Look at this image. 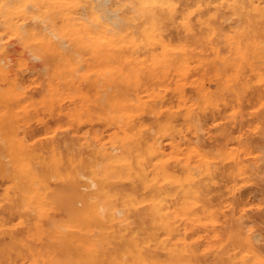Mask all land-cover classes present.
<instances>
[{
  "label": "rangeland",
  "instance_id": "obj_1",
  "mask_svg": "<svg viewBox=\"0 0 264 264\" xmlns=\"http://www.w3.org/2000/svg\"><path fill=\"white\" fill-rule=\"evenodd\" d=\"M10 1L7 3V5H5L3 4V0H0V264H88L87 262H89L90 260H92L94 264H97V262L98 264H133V262H137L135 257H137L136 254L138 253H135L133 258H126L124 260L118 258V256L115 255L116 251L115 247H113L114 245H111L114 243L113 241H111V244L110 241L107 243L108 240L99 243L100 245L103 244L104 248H106L104 249L103 247H101L103 248V250H107V252H105L106 255L103 253L104 251H101L102 249L100 250V253L104 255H102V257H100L98 253L96 256L93 253L95 251L93 245L97 247V243L94 244V242H96V239L98 240V237H96L98 235H95V233H99V228L96 227L97 225H95V220L91 219V217L93 218V215H91L89 219V213L92 212L95 206L90 209L87 208L91 207V205L93 204L91 201L94 199H99V205L103 204L104 202H102V197L100 195L97 196V194L90 193L95 189L93 185L83 187L82 182H90L93 178V174L91 171H95L97 169L100 176L108 178L109 182H107V180L105 179L107 182L106 189H110V192H108L107 190V194H111L112 197H110L111 195L108 196L107 200L110 202L111 206L115 208L117 207L116 204L113 205L111 202V199L114 197L112 201H114V203L118 201L117 205L122 208L121 203L123 200L126 201L127 197L126 203L128 202V205L125 204L124 206V214H121L119 213L120 211L118 212L116 210H119L118 207L114 209L116 210V213H119V216L120 214L121 217L123 215L124 219L128 217L129 223L130 221L133 223H130L131 226H136L135 224L140 221L139 218L141 219L140 216L144 215L146 217L147 211V216H151H149L148 218H153V211L155 210V207L160 209L162 208L161 211L165 214L172 210L170 214H167L172 220L169 233H174L172 235H178L179 238L182 232V235L186 234L183 237L185 239L187 238V247L185 248V246H183L186 243H181L183 242V240H178L181 242H176L175 244L174 242L177 240L174 239L175 241H172L173 239H171V234L169 233V236L164 238L163 235L165 236L167 234H163L166 232V229H161L153 223H148V226L147 221L146 225L148 226V228L151 227L150 231L152 228L154 229L153 225L155 226V228H158V232L157 230L155 231V229L153 231L155 232L154 234L156 239L158 241L159 239H162L160 241L163 242L164 240L165 243V247H156L160 250L162 248L161 251H164L165 254L160 251H156L157 249L154 250L156 251V254L157 252H160L157 255L153 253L154 251H151L152 254H155L156 258L159 260L157 264H173L172 262H174V264H179V262L180 264H198L197 260L198 262L201 260L199 264H235V262L237 264V262L239 263V261L242 262V264H251L253 261H255V257L253 258V252L250 249H254V254L255 252H257L258 254L260 252V255L262 254V257L260 256V258L258 257L259 259H257L258 261L256 260V264H264V42L260 44V42L262 41L259 39L262 36L263 40L264 35V0H247L245 3L243 2L245 6L247 3H249L247 4L248 7H244L243 3V5L239 4L238 2H236L237 0H168L169 2H172L171 6L176 10L178 18H176L175 22L173 23H171V21L169 20L164 19L165 26L161 28V31L164 34V39L168 41V50L172 49L171 52H173V50L178 51L177 46L184 47L185 54L188 57L187 59H189V61L187 60V66H185L186 72L183 76L186 77L187 75V77L183 78V81H181L182 77L180 79L179 74H177L178 71L175 70L174 67H170V69L168 67V71L163 68L160 71L159 68V72L161 74L158 71H156L155 73H152L150 71L153 62H151L149 56L151 55V59L153 60L152 55H154L155 52H160L163 48H160L162 47L161 45H148L147 43H145V41L141 44H143L146 49H144L143 45L142 47L141 45L139 47V54L145 52V56L143 54V56L140 54L141 59L138 58L139 56H137V59H140L139 61L143 59L141 62H138L137 65L138 70L140 68V71L138 72L139 74L137 76L132 75L131 77L130 74H126L129 73L125 71L126 67L123 68V70L125 69L124 71L122 70L121 67L126 66V63L118 57V55L121 53V49H118L116 47L114 48L113 44L117 41L114 40L115 42L112 43L110 40L111 35H109V33H114L115 31H117L116 29H118L119 31L120 28L118 27H120V25L123 26V24H120L117 27L115 26L117 25L116 22H121L119 21L118 17L121 16V19L122 17H126L131 14H135V16H137V14L139 13L138 10L140 9V6L138 4L139 0H134L133 2L132 0H76V2L75 0H45L46 2L44 0H41L42 2L40 0H14V2L13 0ZM77 1L79 3H77ZM47 3H49L51 6ZM257 3H259L258 6H256ZM125 4L127 5V7ZM92 6L96 7V10L95 8L92 9ZM46 8L49 11L46 10ZM98 8H100L99 11L97 10ZM6 9L7 11H5ZM241 9L251 11H244L243 13V10ZM64 10H66L65 13H63ZM30 12L33 14H31ZM66 12L68 14H66ZM123 12H126V14H124ZM4 13L7 15L5 16ZM49 13L52 15H50ZM74 13H78L79 16L81 15L80 17H82L83 15L82 18L79 17L80 20L83 21L84 24L89 25V27L94 24L93 27L95 29L91 27L89 28L90 30L87 31V27L85 30L82 22L80 21L79 23V18H77L78 16L76 17ZM242 13L245 14V16L242 15ZM249 13L252 14V16L250 15L251 18H253L252 22H250V20L248 19L250 18ZM114 14H116V17H118L116 18ZM96 15H98L97 18L100 19L99 22L95 21L98 20L97 18H94L96 17ZM254 15H256V18L254 17ZM48 16L52 17L49 19ZM246 16H248V18ZM44 17H46L47 19H44ZM84 17L86 21L84 20ZM101 17L104 18L102 19ZM74 18L80 24V26H77L83 32L86 31V34L84 33L83 35L81 33L82 31H79L78 27L71 25L72 23H74ZM87 18L89 21L87 20ZM242 18H244V20H242ZM68 19L73 22H69L70 20L68 21ZM115 19H117L118 21H116ZM136 19L137 21L135 20L134 22H139V18ZM91 20L93 21V23ZM103 20L105 22H103ZM181 20H183V23L188 22L190 26L192 25L191 29L186 30V28L183 26V23L180 22ZM42 21L45 23H42ZM257 21H260L262 24H258ZM55 22H58V24ZM109 22L112 24H110ZM11 23L12 25H10ZM67 23L70 24L68 25ZM75 23L78 24L77 22ZM97 23H101V25H104L102 23H106L107 25H105L107 27L109 25L111 28H103L106 31L105 32L101 28L102 26L100 27V25H98ZM129 23H131L130 25H134L133 22ZM240 23H243L245 25L242 24L243 26H241ZM251 23H253L252 26L254 27H257L258 25L259 31L256 28L255 29L260 33H257L256 30L252 26H250ZM21 24L23 25V28ZM66 24L68 25V27L66 26ZM112 25L115 27V29ZM19 26H21V29ZM47 26L48 28L45 29V27ZM127 26L128 25H125V27ZM247 26L249 27V29ZM41 28L44 29L46 33L44 31H39ZM26 29H28L29 32ZM25 30L26 33L24 32ZM92 30H94V32ZM49 31L50 34H48ZM89 31H91V34L89 33ZM134 31H136V36L139 35L137 30ZM21 32H23L24 34H22ZM39 32L40 35L38 34ZM41 32H43L44 34ZM124 32V35H126L127 30H125ZM239 33L241 36L239 35ZM51 34H54L55 36H52ZM89 34L92 37H90ZM93 34L95 36H93ZM105 34H107L108 36ZM116 34L118 33L116 32ZM121 34L119 33V35ZM259 34L261 36H259ZM85 35L87 36L86 38ZM227 35H229V38L232 39L235 45H232L233 42H229V39H227ZM121 36H123V34ZM235 37H237L236 39L239 40V42L242 40L244 42H242L243 45H239V42L238 44H236L237 42L235 40ZM247 37L248 43L250 42L249 38L252 40L254 39V42L251 40V44L249 43L250 47L247 46L248 43L245 42L246 39H243ZM90 38L92 40H90ZM224 38L227 39L228 42L227 40L225 41ZM61 45H63L62 48L60 47ZM147 45L148 47H146ZM253 45L254 47L257 46L255 47L256 49L253 47ZM174 46L176 47L174 48ZM231 46H238L240 49L237 51L236 49L238 48L236 47H232L231 49H229L228 47ZM31 47L34 49L35 53ZM103 47H105L103 51H109L107 53L108 56L105 57V59H103V57H98L99 53H97V50H99L100 48L102 49ZM170 47H173L174 49ZM150 48H152L154 52ZM232 49L233 52L236 51L239 53L240 51L238 55L241 57H237L238 60L236 58V52L234 54L236 56L231 54L233 53L231 51ZM245 49H247L250 54L255 57L252 60L259 59L262 60L261 63H263L261 64L260 62H258L259 60H255V62L250 60L253 56H250L249 54V59L247 60V54H245V51L247 50ZM242 50L246 55L245 56L243 54L244 58L246 57L245 59L241 54ZM44 51H46L47 55ZM255 51H257V53ZM65 53L67 56L64 55ZM190 54H193V57ZM256 54H258V58H256ZM219 55L221 58L218 57ZM225 55L230 56H226L225 60ZM68 56L70 58V61ZM91 59L93 63L90 61ZM223 59L228 64H226ZM240 59L241 61L245 60L243 61L244 63L242 62L243 64L241 63ZM220 61L222 62L219 63ZM200 62H202L203 64ZM214 62L217 63L215 64ZM70 63L72 65H70ZM76 63L79 68L76 67ZM223 63H225V65H222L221 68H218V64L221 65ZM181 64L182 63H180V66L183 65ZM204 64L208 65L206 66ZM4 65L5 67H3ZM113 65L115 66L114 68L111 67ZM111 68L113 70H111ZM208 68L210 71L208 70ZM217 68L219 72L216 70ZM5 69H7L6 72ZM120 71L121 75L118 74L120 75V77L118 79L114 78V80H116L115 82L112 81V77L117 75V73H119ZM5 77L8 78L5 79ZM260 77L262 78L260 79ZM59 78L60 80H58ZM214 79H216L215 81H217L218 79L219 80L215 83ZM14 81L16 83H14ZM117 81H119V83ZM121 81L122 83H120ZM51 83L54 86H52ZM127 84L129 85L127 86ZM226 85H228L229 87ZM203 86L204 88H202ZM233 89L235 92L233 91ZM62 90H64L65 92ZM129 90L130 93L128 92ZM108 91H110V95H108ZM56 93L58 95H56ZM123 93L125 94L124 97L128 99L132 98L126 106V109H128L127 111H129V109L130 111L132 110V115L129 114V118L125 117V111H121L122 114L120 112H117V114L120 113L117 115L115 110H112L115 106V103H117L113 98H115L116 96H123ZM130 94L134 95L132 96ZM205 95L209 97H206ZM202 98L204 100L200 102ZM113 100L115 101V103L113 102ZM132 100H134L135 102H133ZM112 103H114V105ZM130 103L132 105H130ZM130 106L132 109L130 108ZM189 111L192 114H189ZM123 115L125 118L123 117ZM126 118H128L129 120L127 119L128 121H126ZM189 120L190 122H188ZM132 125L134 129H132ZM125 127L127 129L130 128L129 130L132 131L133 134L143 133V136L145 134V136H147V134L151 133L152 136H158V142L160 144L158 145L160 149H162L160 150V155L162 156L159 155L158 159L162 157V160L164 161L160 159V163H158L159 161L157 160L158 162H156V159H154L155 161L150 160L149 158L144 159V162L145 160H147V165L146 162L144 163V165L147 169H145V172L149 179V181L147 179L149 183L146 181L145 183H143L139 179L138 173L140 172V169L138 170L139 172H136V170H134V167L131 168V171L133 173L132 175H130L133 176L134 174L136 176V174H138L136 176L137 182L134 181L135 176H133L134 179L131 178L130 175L128 176L129 178L133 179V181L131 179H129L131 181L126 180L127 178L125 176L124 177L126 179L122 178L120 179V181L119 179H116L118 177L106 176L105 172H102L106 169L110 170L111 166H109V164L107 163L108 160L107 162L106 160L101 161V159H103V156L100 155L98 149H101L103 147V149L106 148L107 150H111L112 147L118 146L116 147V149L119 150V152L121 151L123 152V154H126V148H122L125 146L119 143L121 142L120 138L124 137L123 135H125V133L130 132L129 130L126 131ZM140 129L143 130L141 131ZM173 129L174 131H172ZM175 129L178 131V133ZM151 130H153L154 132ZM111 141H113V143L118 141L116 142L118 143V145H114L116 143L113 144ZM142 146H139V149ZM88 148L90 151H88ZM132 148L135 154L138 153L137 150L139 149H137L136 145ZM197 148L199 149V153L197 152ZM116 149L115 151L118 152ZM133 152L132 154L134 155ZM182 152H184L183 154H185V156H183ZM195 152L198 153V156ZM88 153H91L90 158L88 157ZM174 153H177L178 155ZM87 158L89 159L86 161ZM129 158L130 157H128V159ZM81 159L82 161L80 162ZM185 160L188 161L186 162ZM200 162L203 163L201 164ZM210 163L212 166L210 165ZM96 165H98V167H95ZM206 165L209 168L210 174L202 175V172L204 171L203 169ZM134 166H137V168H139L138 164H135ZM153 166H157L158 169H156V167L154 168ZM92 167L97 169H92ZM195 167L196 170L199 169L196 173L198 177L194 174L196 171H193L195 170ZM12 168H14L15 170ZM163 168H167L168 171L166 170V173L168 175L164 174L166 175L165 177L167 179L165 177L164 178L166 180L162 178V184V181L159 177L163 173ZM235 169L237 170V174ZM76 172L79 174V176ZM153 173L160 176L156 177V175H154ZM191 173H193V176L197 177H195L196 179L195 181H193V183L197 182L195 184L191 183V180H188V175ZM170 175H178L180 178H178V176L171 177ZM153 176L156 177V179ZM167 176L170 177L168 178ZM79 177L81 178L79 179ZM77 180L79 182H77ZM198 180L201 182H198ZM110 181L112 182L111 185L113 186L108 185V183L110 184ZM164 186V192H169L170 190L169 193H171V195H169L171 197L166 196L167 193L166 195H162L164 194ZM172 186L173 189L171 188ZM112 187L114 189V193L113 190H111ZM122 188L124 190H122ZM135 188L140 189L136 192L134 191ZM150 189H152L153 191H151ZM176 189H179L177 190L179 192H177ZM130 190L133 194H138L139 192L138 195L140 197L136 194L137 198L143 199L144 197L145 201L143 202L149 204V208L148 205H146L145 207L146 203L144 204L141 200H138L139 203L141 202L140 204L137 203V199L135 198L136 200H134L133 194H131V196H129L128 198L126 194L129 195ZM143 190L146 191L144 192ZM158 190H161L160 192L162 193L160 194ZM180 190H182V192ZM184 190L186 192L189 190V193H185ZM183 191L185 194V199H183ZM141 192L145 196L141 194ZM84 194H88L92 198ZM118 194L119 196H117ZM79 195L80 197H83V195L85 196L83 197L84 199H82L83 201L79 198ZM196 195H198V197L197 199H194ZM189 196L191 197V199ZM117 197H119V199ZM145 198L148 200H146ZM156 198L157 200H155ZM163 199L164 201H159ZM87 200L91 202V205L89 204L90 206L88 205V207L86 205L84 206L83 204L84 202H87ZM133 200L134 202H136V206H134L135 204H132L134 203ZM184 200L185 202L187 201V204L190 200H192L190 202H194L192 203V205L194 204L193 206H191V203H189V207H193L191 208L192 215L190 214V211H187L189 208H186L187 204L184 207L183 205H180L178 203L176 204V202L179 201H181V204H184ZM197 200L198 202L200 200V206L196 205L198 204L196 202ZM125 201L123 202L125 203ZM89 202L85 204H88ZM154 202L155 204H153ZM201 202L203 205H201ZM79 204H81L82 207ZM104 204L102 206H104ZM164 207H166V209ZM203 207L205 208L204 211L202 210ZM140 208H143V211ZM145 208H148V210ZM82 209L86 210V212L82 211ZM168 209L170 210L167 212ZM134 212L139 214L135 215ZM143 212L146 214H143ZM205 212H209V216H213L212 222L210 219L211 217L207 216L208 214H206ZM129 216L131 218H129ZM81 217L84 219H82ZM132 217H134L133 219L136 222L132 220ZM144 219L148 220L147 218L142 217V220L140 221L142 224L137 223L139 226L141 225L140 227H143L139 228V226L137 225V228L139 230L137 228H133L134 231H138L140 234L144 233V228L147 229V227L144 226V222L146 221ZM176 219L178 220V223ZM88 220H90V224L94 225L95 228L89 225ZM86 221L88 222L86 223ZM93 221L95 224L93 223ZM150 222H152V219L150 220ZM80 223L81 225H79ZM173 228L174 231L172 232ZM181 228L183 229V231ZM129 229L132 228L128 227L126 230ZM147 231L148 233L150 232L149 229ZM147 231H145V233ZM161 231H163V233H161ZM153 232L151 231L150 233L153 234ZM128 233L129 231L125 232L124 239H127ZM158 233L163 234L161 235L162 237L160 236V234L157 235ZM157 236L159 238H157ZM166 238H170V240H167ZM172 238H174V236ZM241 239H243V246H249L248 248H250V253H252V255L249 253L251 257L247 253L249 250L246 251L247 247H242V243H240ZM250 240L252 241V243ZM188 241L190 242L188 243ZM213 241H216L218 243H212ZM169 242H173V245L175 244L174 247H177L176 252H174L175 249H173L174 247H171L173 245ZM221 242L223 245L219 244ZM87 243L91 245V248H89L90 246H88ZM166 243L170 244L171 246ZM177 243L180 244V247L182 246L184 250L186 249V252H189V258L184 256L186 253L182 252L183 255L180 254V251H183V248L179 247L181 250L178 249L179 245H177ZM83 244L85 245L83 246ZM107 245H111V247L109 248H112V250L114 248V251H109ZM221 245L224 249H220L222 247H217ZM66 246L68 249L64 248ZM193 246L194 248H192ZM216 247L218 248V250ZM232 248H234L235 250ZM150 249L153 250L154 248L150 247ZM168 249H170V252L168 251ZM171 249L174 250L173 252L177 255L176 259L178 262H175V257H172L174 258V261H170L168 255H170V253L172 252ZM191 251L193 252L191 255L192 260L190 259ZM222 251L225 253L227 252L226 254L228 256L225 255V253L222 254ZM238 251L240 252L238 253ZM149 252H147V254ZM173 252L171 253V256L174 255ZM242 253L244 256L242 255ZM85 254H88V257L85 256ZM245 254L248 255L249 258L246 257ZM215 255L216 257L218 255V257L224 261L218 259V257L216 258ZM105 256L108 257V259L106 257L107 260H104ZM146 256L148 257L146 258L147 261L150 256L145 255L143 256V258L145 259ZM236 256H241V258L238 259ZM183 257L188 258V262L186 261L187 259L185 260ZM210 257L212 258L210 259ZM244 257L246 259H244ZM143 258L141 259L143 260ZM102 259L105 263H102ZM139 259L140 258H138V260ZM216 259H218L219 261H215ZM229 259L233 262H230ZM247 259L250 260L248 261ZM260 260H262L263 262H261ZM146 261L144 262V264H147ZM182 261L187 263H183ZM150 262L152 263V261ZM137 263L141 264L142 262L138 261ZM89 264H91V262H89Z\"/></svg>",
  "mask_w": 264,
  "mask_h": 264
},
{
  "label": "bare ground",
  "instance_id": "obj_2",
  "mask_svg": "<svg viewBox=\"0 0 264 264\" xmlns=\"http://www.w3.org/2000/svg\"><path fill=\"white\" fill-rule=\"evenodd\" d=\"M10 0H3V4H5V5H7V3L9 2ZM41 1V0H40ZM45 1V0H44ZM48 1V0H47ZM72 1V0H71ZM79 1V0H78ZM77 1V3H79ZM82 1V0H81ZM93 1V0H92ZM102 1V0H101ZM134 0H132V2H133ZM170 1V0H169ZM168 0H139V10H138V14H137V16H135V14L133 15V14H131V15H128V16H124V17H122L121 19H120V17H118L119 18V21H121V22H126L125 23V25H128L127 27H125V25H124V23H121V22H116V24L117 25H115L116 27L117 26H119L120 24H123V26L122 25H120V27H118V28H120L119 29V31H118V29H116L117 31H115L113 34L112 33H109V35H111L110 36V40H111V42L113 43V42H115L114 40H116L117 42H115L114 44H113V46H114V48L116 47V48H118V49H121V53L118 55V57L119 58H121L125 63H126V66H122L121 68H122V70H123V68L124 67H126V72H129V73H126V74H130L131 75V77H132V75H134V76H137L139 73V71H140V68H139V70H138V68H137V65H138V62H141V61H139L141 58H140V54L142 55H144L145 56V52H143V53H140L139 54V47H140V45H141V47H142V45L143 44H141L142 42H144L145 41V43H147L148 45H153V44H155L154 46H156V45H161L162 47H160V48H163V49H161V51L160 52H155V54L153 53L154 52V50L152 49V48H150V49H152L153 50V54L154 55H152V58H153V60L151 59V55L149 56L150 57V60H151V62H153V64H152V67L150 68V71L152 72V73H155L156 71H158L159 72V68H160V71H161V69L163 68V69H165L166 71H168V67H169V69H170V67H174L175 68V70H177L176 72H177V74H179V76H180V79H181V77H182V80L181 81H183V78H186L187 77V75H186V77H183L184 75H185V72H186V69H185V66H187L186 65V63H187V60L189 61V59H187L188 57L186 56V54H185V50H184V47H182V46H177V49H178V51L176 50H173V52H171V50H168L167 49V47H168V41H166L165 39H164V34L162 33V31H161V28H163V26H165L164 25V19H166V20H169V21H171V23H173V22H175V20H176V18H178L177 17V13H176V10L171 6L172 5V2H169ZM172 1V0H171ZM236 1V0H235ZM247 0H240V1H236V2H238L239 4H242L243 2L245 3ZM249 1V0H248ZM11 2V1H10ZM13 2H14V0H13ZM42 2V1H41ZM46 2V1H45ZM59 2V1H58ZM75 2H76V0H75ZM88 2V1H87ZM254 2V1H253ZM16 3V2H15ZM15 3H14V5H15ZM38 3H39V1H38ZM64 3H65V1H64ZM102 3V2H101ZM231 3V2H230ZM229 3V4H230ZM243 3V4H244ZM251 3H252V1H251ZM250 3V4H251ZM11 4V3H10ZM48 5H50L49 3H47ZM46 4V5H47ZM82 4H84V3H82ZM89 4V3H88ZM87 4V5H88ZM134 4V3H133ZM137 4V5H138ZM197 4V3H196ZM242 4V5H243ZM247 4H249V3H247ZM246 4V6H245V4L243 5L244 7H248V5ZM255 4V3H254ZM253 4V5H254ZM13 5V4H12ZM13 5V6H14ZM100 5V4H99ZM107 5V4H106ZM126 5V4H125ZM259 5V3H257V5L256 6H258ZM11 6V5H10ZM45 6V5H44ZM51 6V5H50ZM78 6V5H77ZM96 6V5H95ZM136 6V5H135ZM3 7H5V6H3ZM97 7V6H96ZM96 7H93L92 6V9H94L95 8V10H96ZM126 7H127V5H126ZM243 7V8H244ZM250 7H251V5H250ZM249 7V8H250ZM22 8V7H21ZM58 8V7H57ZM226 8V7H225ZM248 8V9H249ZM256 8V7H255ZM254 8V9H255ZM264 8V7H263ZM4 9V8H3ZM23 9V8H22ZM91 9V8H90ZM99 9L100 8H98L97 10L99 11ZM123 9H125V8H123ZM128 9V8H127ZM258 9H259V7H258ZM12 10V9H11ZM19 10V9H18ZM46 10H48L47 8H46ZM122 10V9H121ZM132 10V9H131ZM228 10V9H227ZM241 10H243V9H241ZM5 11H7V9L5 10ZM31 11H33V10H31ZM49 11V10H48ZM51 11V10H50ZM65 11L66 10H64L63 11V13H65ZM76 11V10H75ZM85 11H87V10H85ZM97 11V12H98ZM120 11V10H119ZM244 11H246L245 9L242 11L243 13H244ZM248 11H251V10H247L246 12H248ZM16 12V11H15ZM44 12V11H43ZM59 12H61V11H59ZM69 12V11H68ZM117 12V11H116ZM115 12V13H116ZM221 12V11H220ZM235 12V11H234ZM245 12V13H246ZM7 13V12H6ZM13 13V12H12ZM28 13V12H27ZM31 13V12H30ZM29 13V14H30ZM72 13V12H71ZM91 13H93V12H91ZM100 13V12H99ZM124 13V12H123ZM127 13H128V10H127ZM242 13V15H244L245 16V14H243ZM5 14V13H4ZM31 14H33V13H31ZM47 14H48V12H47ZM50 14V13H49ZM61 14V13H60ZM66 14H68L67 12H66ZM73 14V13H72ZM75 14V13H74ZM76 14H78V13H76ZM75 14V16L77 17V18H79L80 16H79V14L78 15H76ZM81 14V13H80ZM88 14H90V13H88ZM112 14H113V12H112ZM117 14V13H116ZM116 14H114V16L116 17ZM121 14V13H120ZM124 14H126V12L124 13ZM7 14H5V16H6ZM11 15V14H10ZM41 15H42V12H41ZM50 15H52V14H50ZM70 15V14H69ZM101 15V14H100ZM122 15V14H121ZM236 15V14H235ZM252 16V14H250L249 13V16ZM257 15V14H256ZM256 15H254V17L256 16ZM20 16V15H19ZM19 16H18V18H19ZM32 16V15H31ZM46 16V15H45ZM56 16V15H55ZM110 16V15H109ZM108 16V17H109ZM196 16V15H195ZM251 16H250V18H248V16H246L249 20H250V22H252V19L253 18H251ZM49 17V16H48ZM52 16H50L49 17V19L51 18ZM54 17V16H53ZM73 17H74V15H73ZM75 17V18H76ZM82 17H83V15H82ZM82 17H80V18H82ZM86 17H87V15H86ZM91 17V16H90ZM98 17V15H96V17H94V18H97ZM116 17V18H117ZM41 18H42V16H41ZM46 17H44V19H45ZM75 18H74V23L75 22H77L78 23V21H79V23H80V18H79V20L78 21H76L75 20ZM102 18V17H101ZM104 18V17H103ZM102 18V19H103ZM107 18V17H106ZM123 18H124V20H123ZM136 18H139V22H134L135 20L137 21V19ZM256 18V17H255ZM21 19H24V18H21ZM20 19V20H21ZM32 19V18H31ZM47 19V18H46ZM48 19V20H49ZM55 19V18H54ZM53 19V20H54ZM98 19V18H97ZM109 19V18H108ZM41 20H43V19H41ZM70 19H68V21H69ZM84 20H85V17H84ZM87 20H88V18H87ZM93 20V19H92ZM91 20V21H92ZM99 20L100 19H98V20H95L96 22L98 21L99 22ZM116 21H118L117 19H115ZM123 20V21H122ZM216 20H217V17H216ZM242 20H244V18H242ZM246 20V19H245ZM249 20H248V22H249ZM264 20V19H263ZM18 21V20H17ZM61 21V20H60ZM73 21H69V22H73ZM86 21V20H85ZM89 21V20H88ZM102 21V20H101ZM112 21V20H111ZM110 21V22H111ZM47 22H49V21H47ZM47 22H46V24H47ZM82 22V24H83V27L85 28V30H86V28H87V31L88 30H90L89 28H91V27H93V25L91 26V27H89V25H87V24H84L83 23V21H81ZM103 22H105L104 20H103ZM109 22V23H110ZM129 22H133L134 23V25H130L131 23H129ZM181 23H183V20H181L180 21ZM243 22V21H242ZM256 22V21H255ZM42 23H45V22H43L42 21ZM52 23V22H51ZM55 23H57L58 24V22H55ZM61 23V22H60ZM66 23V22H65ZM65 23H63V24H65ZM74 23H72L71 25H73V26H75V27H78V26H80V24L78 23V24H74ZM89 23V22H88ZM92 23H93V21H92ZM108 23V24H109ZM114 23V22H113ZM129 23V24H128ZM214 23H215V21H214ZM246 23H247V21H246ZM257 23L259 24V23H261L260 21L258 22L257 21ZM8 24V23H7ZM45 24V25H46ZM53 24V23H52ZM68 24V23H67ZM66 24V26L68 27V25L70 24H68L67 25ZM81 24V25H82ZM98 25H100V27L103 29V28H106L107 26V24L106 23H102V24H106L105 25V27H104V25H101V23L99 24V23H97ZM110 24H112V23H110ZM177 24V23H176ZM212 24V23H211ZM241 24V26H243V25H245V24H243V23H240ZM243 24V25H242ZM252 24L253 23H251V25L250 26H252ZM262 24V23H261ZM264 24V23H263ZM10 25H12V23L10 24ZM22 25V24H21ZM42 25V24H41ZM49 25V24H48ZM78 25V26H77ZM114 25V24H113ZM112 25V26H113ZM249 25V24H248ZM65 26V25H64ZM183 26L186 28V30H190L191 29V26H190V24L188 23V22H184L183 23ZM239 26V25H238ZM20 27V29H21V26H19ZM18 27V28H19ZM41 27V26H40ZM58 27H59V25H58ZM60 27H61V25H60ZM66 27V28H67ZM110 26L108 25V27H107V29L109 28ZM114 27V26H113ZM112 27V28H113ZM135 27V28H134ZM248 27V26H247ZM247 27H244V28H247ZM254 29L256 28L257 30H258V25H257V27H254V26H252ZM22 28H23V25H22ZM46 28H48V26L47 27H45V29ZM54 28V27H53ZM79 28V27H78ZM94 28V27H93ZM111 28V27H110ZM123 28V29H122ZM127 28V29H126ZM133 28V29H132ZM241 28V27H240ZM239 28V29H240ZM260 28V27H259ZM6 29V28H5ZM16 29H17V27H16ZM57 29V28H56ZM69 29V28H68ZM77 29V28H76ZM95 29V28H94ZM114 29H115V27H114ZM127 30V32H126V35H124V31L125 30ZM210 29V28H209ZM248 29H249V27H248ZM255 29V30H256ZM11 30V29H10ZM28 32H29V30L28 29H26ZM26 30L24 31L25 33H26ZM60 30V29H59ZM78 30V29H77ZM76 30V31H77ZM81 29L79 28V31H80ZM84 30V29H83ZM104 30V29H103ZM134 30H137V32H138V34L140 35H137L136 36V31H134ZM251 30V29H250ZM255 30H254V32H255ZM257 30H256V32H257ZM23 31V30H22ZM33 31V30H32ZM39 31H44L45 33H46V31L44 30V29H40ZM50 31H51V29H50ZM50 31H49V33L48 34H50ZM53 31H54V29H53ZM58 31V30H57ZM66 31H67V29H66ZM79 31H77V32H79ZM82 31V30H81ZM93 32H94V30H92ZM105 31V30H104ZM108 31V30H107ZM123 31V32H122ZM212 31V30H211ZM259 31V30H258ZM260 31H261V29H260ZM86 32V31H85ZM85 32H81L83 35H84V33ZM106 32V31H105ZM109 32V31H108ZM116 32L118 33V34H116ZM121 32H122V34H123V36H121L122 34H121ZM253 32V31H252ZM22 34H24L23 32H21ZM41 33H43V32H41ZM55 33V32H54ZM67 33V32H66ZM80 33V32H79ZM89 33L91 34V31H89ZM119 33L121 34V35H119ZM185 33V32H184ZM213 33V32H212ZM257 33H260V32H257ZM18 34V33H17ZM16 34V35H17ZM22 34H20V35H22ZM29 34V33H28ZM39 35H40V32L38 33ZM44 34V33H43ZM42 34V35H43ZM61 34V33H60ZM71 34V33H70ZM86 34V33H85ZM89 34V35H90ZM200 34V33H199ZM30 35H31V33H30ZM52 36H55L54 34H51ZM69 35V34H68ZM79 35H81V34H79ZM105 35H107V34H105ZM165 35H166V32H165ZM231 35V34H230ZM239 35H240V33H239ZM263 35V34H262ZM33 36V35H32ZM74 36V35H73ZM93 36H95L94 34H93ZM104 36V35H103ZM108 36V35H107ZM195 36V35H194ZM228 36V38L227 39H229V42H233L232 41V39H230L229 38V35H227ZM232 36V35H231ZM241 36V35H240ZM259 36H261L260 34H259ZM24 37H26V36H24ZM23 37V38H24ZM28 37V36H27ZM42 37V36H41ZM87 36L85 35V38H86ZM90 37H92L91 35H90ZM138 37V38H137ZM199 37V36H198ZM32 38V37H31ZM88 38H89V36H88ZM101 38V37H100ZM109 38V37H108ZM237 37H235V40H236V44H238V42H239V40H237L236 39ZM242 38V37H241ZM240 38V39H241ZM56 39V38H55ZM225 39V38H224ZM227 39H225V41L227 40ZM239 39V38H238ZM243 39H248V37L247 38H243ZM262 42H260V44H262L263 42H264V35H263V40H262V36H261V38H259ZM44 40V39H43ZM54 40V39H53ZM88 40V39H87ZM90 40H92L91 38H90ZM231 40V41H230ZM245 40V42H247L248 43V40L246 41ZM249 40H250V42H251V40L252 39H250L249 38ZM254 40V39H253ZM252 40V41H253ZM259 40V41H260ZM56 41V40H55ZM89 41V40H88ZM104 41V40H103ZM85 42V41H84ZM227 42H228V40H227ZM242 40L239 42V45H241L242 44ZM249 42V43H250ZM254 42V41H253ZM108 43V42H107ZM244 43V42H243ZM248 43V44H249ZM44 44V43H43ZM42 44V45H43ZM58 44H60V43H58ZM99 44V43H98ZM199 44V43H198ZM227 44V43H226ZM247 44V46H249L250 47V44L248 45ZM57 45V44H56ZM70 45V44H69ZM146 45V44H145ZM148 45L146 46V47H148ZM229 45V44H228ZM231 45V44H230ZM232 45H235L234 44V42L232 43ZM243 45V44H242ZM246 45V44H245ZM58 46V45H57ZM62 46L63 45H61L60 47L62 48ZM72 46V45H71ZM107 46H108V44H107ZM118 46V47H117ZM170 46V45H169ZM171 46H173V45H171ZM263 46H264V44H263ZM47 47V46H46ZM59 47V48H60ZM101 47V46H100ZM143 47H144V45H143ZM151 47V46H150ZM158 47V46H157ZM176 46H174V48H175ZM234 48V47H236V46H231V47H228L229 49H231V48ZM243 47V46H242ZM249 47H248V50H249ZM253 47H254V45H253ZM255 47H257V46H255ZM254 47V48H255ZM32 48V47H31ZM89 48V47H88ZM87 48V49H88ZM109 48V47H108ZM170 48H173V47H170ZM173 48V49H174ZM183 48V49H182ZM236 48H238V49H236ZM235 49H236V51L237 50H239L240 48L237 46ZM247 48V47H246ZM33 49V48H32ZM47 49V48H46ZM65 49V48H64ZM74 49V48H73ZM77 49H79V48H77ZM82 49V48H81ZM83 49H85V48H83ZM103 49H105V47H103L102 49L100 48L99 50H97V53H99V56L98 57H100V58H102L103 57V59H105V57H107L108 56V52L109 51H103ZM112 49V48H111ZM144 49H146L145 47H144ZM156 49V48H155ZM256 49V48H255ZM61 50V49H60ZM245 50H247V49H245ZM247 50V51H248ZM33 51H34V49H33ZM63 51H65V50H63ZM79 51V50H78ZM85 51V50H84ZM151 51V50H150ZM228 51V50H227ZM230 51V50H229ZM232 52H233V49L231 50ZM230 51V52H231ZM235 51V52H236ZM247 51H245V54H247V60L249 59V55L250 56H253V55H251L250 54V52L248 53ZM45 53H46V51H44ZM138 52V53H137ZM235 52H233V53H231V54H235ZM256 53H257V51H255ZM34 53H35V51H34ZM44 53V54H45ZM61 53V52H60ZM62 53H64V52H62ZM135 53H137V54H139V55H137V54H135ZM237 53V56L236 55H234V56H236V58L237 57H241V56H239L238 54L240 53V51H239V53L238 52H236ZM112 54H114V53H112ZM194 54V53H193ZM193 54H190V55H192V57H193ZM218 54V53H217ZM226 54H227V52H226ZM242 56H243V50H242ZM240 54V55H241ZM244 54V55H245ZM249 54V55H248ZM3 55V54H2ZM46 55H47V53H46ZM64 55H66V53L64 54ZM133 55H135V56H133ZM142 55V56H143ZM220 55H222V54H220ZM220 55L218 56V57H220ZM258 54H256V56H257ZM52 56V55H51ZM67 56V55H66ZM137 56H139L138 58H140L139 60L137 59ZM199 56V55H198ZM197 56V57H198ZM226 56L227 55H225L223 58L226 60ZM228 56H230V55H228ZM227 56V57H228ZM246 56V55H245ZM4 57V56H3ZM41 57V56H40ZM47 57V56H46ZM149 57H148V60H149ZM68 58H69V56H68ZM143 58V57H142ZM217 58V57H216ZM221 58V57H220ZM230 58V57H229ZM243 58H244V56H243ZM246 58V57H245ZM244 58V59H245ZM255 57L253 56V57H251V59L250 60H252V59H254ZM256 58H258V56L256 57ZM89 59V58H88ZM117 59V58H116ZM203 59V58H202ZM223 59V60H224ZM77 60V59H76ZM93 60H94V58H93ZM118 60V59H117ZM205 60H207V59H205ZM213 60V59H212ZM218 60V59H217ZM216 60V61H217ZM224 60V61H225ZM230 60V59H229ZM237 60H238V58H237ZM256 60V59H255ZM255 60H252V61H254L255 62ZM257 60H259V59H257ZM256 60V61H257ZM65 61V60H64ZM69 61H70V58H69ZM78 61V60H77ZM91 62H92V59L90 60ZM104 61V60H103ZM201 61V60H200ZM240 61H241V59H240ZM243 61H245V60H243ZM243 61H241V63L243 62ZM261 61L262 60H259L258 62H260L261 63ZM90 62V63H91ZM192 62V61H191ZM222 61H220L219 63H221ZM226 62V61H225ZM93 63V62H92ZM180 63H182L181 65L182 66H180ZM200 63H202V62H200ZM215 63V62H214ZM217 63V62H216ZM215 63V64H216ZM230 63V62H229ZM239 63V62H238ZM244 63V62H243ZM242 63V64H243ZM246 63V62H245ZM263 63V62H262ZM261 63V64H262ZM58 64V63H57ZM56 64V65H57ZM63 64V63H62ZM66 64H67V61H66ZM98 64V63H97ZM112 64V63H111ZM191 64V63H190ZM203 64V63H202ZM210 64V63H209ZM214 64V65H215ZM226 64H228L227 62H226ZM256 64V63H255ZM258 64V63H257ZM260 64V65H261ZM264 64V63H263ZM3 65V64H2ZM70 65H72L71 63H70ZM90 65V64H89ZM93 65V64H92ZM95 65V64H94ZM124 65V64H123ZM147 65V64H146ZM204 65H206V64H204ZM208 65V64H207ZM206 65V66H207ZM211 65V64H210ZM220 64H218V68H221V66L222 65H225V63H223V64H221L220 66H219ZM241 65V64H240ZM245 65V64H244ZM184 66V67H183ZM205 66V67H206ZM234 66V65H233ZM256 66V65H255ZM1 67V66H0ZM3 67H5V65L3 66ZM2 67V68H3ZM54 67V66H53ZM76 67H78L77 66V63H76ZM111 67H115L114 65L113 66H111ZM199 67V66H198ZM211 67H213V66H211ZM215 67V66H214ZM251 67H253V66H251ZM260 67V66H259ZM79 68V67H78ZM80 68H81V66H80ZM98 68V67H97ZM107 68V67H106ZM200 68V67H199ZM218 68L216 69L217 71H218ZM225 68V67H224ZM224 68H223V71H224ZM241 68V67H240ZM258 68V67H257ZM262 68V67H261ZM52 69V68H51ZM76 69V68H75ZM99 69H100V67H99ZM120 69V68H119ZM197 69V68H196ZM201 69V68H200ZM206 69V68H205ZM211 69V68H210ZM242 69V68H241ZM9 70V69H8ZM62 70V69H61ZM80 70V69H79ZM88 70V69H87ZM97 70V69H96ZM111 70H113L112 68H111ZM121 70V69H120ZM123 70V71H124ZM172 70H173V68H172ZM171 70V71H172ZM208 70H209V68H208ZM226 70V69H225ZM257 70V69H256ZM2 71V70H1ZM7 71V69H5V72ZM76 71V70H75ZM82 71V70H81ZM115 71V70H114ZM164 71V70H163ZM198 71V70H197ZM203 71V70H202ZM210 71V70H209ZM217 71H215V72H217ZM241 71V70H240ZM258 71V70H257ZM260 71V70H259ZM4 72V71H3ZM8 72H10V71H8ZM97 72V71H96ZM98 72H100V71H98ZM157 72V73H158ZM214 72V71H213ZM219 72V71H218ZM77 73H79V72H77ZM160 73V72H159ZM206 73H207V71H206ZM225 73V72H224ZM227 73V72H226ZM8 74V73H7ZM55 74V73H54ZM107 74V73H106ZM112 74H113V72H112ZM118 74H120L121 75V71L119 72V73H117V75H115L114 77H112L113 79H112V81H116V80H114V78L115 79H118L119 77H120V75H118ZM161 74V73H160ZM164 74V73H163ZM170 74V73H169ZM168 74V75H169ZM209 74V73H208ZM239 74V73H238ZM260 74V73H259ZM259 74H257V75H259ZM9 75V74H8ZM83 75V74H82ZM101 75V74H100ZM130 75H128V76H130ZM159 75V74H158ZM217 75V74H216ZM220 75V74H219ZM218 75V76H219ZM221 75H222V73H221ZM220 75V76H221ZM52 76V75H51ZM99 76V75H98ZM189 76V75H188ZM200 76H202V75H200ZM200 76H199V79H200ZM204 76H205V73H204ZM210 76V75H209ZM212 76V75H211ZM259 76H261V75H259ZM2 77V76H1ZM49 77V76H48ZM174 77V76H173ZM178 77V76H177ZM197 77H198V75H197ZM238 77V76H237ZM4 78V77H3ZM8 78V77H7ZM6 77H5V79H7ZM243 78V77H242ZM262 77H260V79H261ZM1 79V78H0ZM65 79V78H64ZM78 79V78H77ZM82 79V78H81ZM128 79V78H127ZM163 79V78H162ZM166 79H167V77H166ZM203 79V78H202ZM208 79V78H207ZM219 79H220V77H219ZM218 79V80H219ZM259 79V80H260ZM4 80V79H3ZM50 80V79H49ZM58 80H60V78L58 79ZM72 80V79H71ZM121 80V79H120ZM129 80V79H128ZM164 80V79H163ZM186 80V79H185ZM216 79H214V82L216 83L217 81H215ZM110 81V80H109ZM123 81V80H122ZM122 81L120 82V83H122ZM159 81V80H158ZM172 81V80H171ZM180 81V80H179ZM189 81V80H188ZM203 81V80H202ZM205 81V80H204ZM240 81V80H239ZM248 81V80H247ZM9 82V81H8ZM62 82H63V79H62ZM61 82V83H62ZM88 82V81H87ZM100 82V81H99ZM118 83H119V81H117ZM116 82V83H117ZM207 82V81H206ZM2 83V82H1ZM14 83H16L15 81H14ZM53 83V82H52ZM51 83V84H52ZM65 83V82H64ZM67 83V82H66ZM89 83V82H88ZM113 83V82H112ZM115 83V84H116ZM129 83V82H128ZM185 83V82H184ZM200 83V82H199ZM10 84V83H9ZM18 84V83H17ZM50 84V85H51ZM63 84V83H62ZM90 84V83H89ZM179 84V83H178ZM231 84H232V81H231ZM2 85V84H1ZM13 85V84H12ZM122 85V84H121ZM129 84H127V86H128ZM158 85V84H157ZM160 85V84H159ZM162 85V84H161ZM168 85V84H167ZM217 85H219V84H217ZM264 85V84H263ZM52 86H54L53 84H52ZM173 86V85H172ZM215 86V85H214ZM226 86H228V85H226ZM234 86V85H233ZM62 87V86H61ZM161 87V86H160ZM229 87V86H228ZM49 88V87H48ZM154 88H156V87H154ZM169 88V87H168ZM202 88H204V86L202 87ZM22 89V88H21ZM63 89V88H62ZM110 89V88H109ZM130 89V88H129ZM152 89V88H151ZM182 89V88H181ZM180 89V90H181ZM184 89V88H183ZM230 89V88H229ZM54 90V89H53ZM57 90V89H56ZM59 90V89H58ZM156 90V89H155ZM179 90V91H180ZM185 90V89H184ZM211 90V89H210ZM16 91V90H15ZM62 91H64V90H62ZM67 91V90H66ZM117 91H118V89H117ZM138 91H139V89H138ZM178 91V90H177ZM233 91H234V89H233ZM65 92V91H64ZM72 92V91H71ZM110 91H108V95H110V93H109ZM129 93H130V90L128 91ZM203 92V91H202ZM207 92V91H206ZM235 92V91H234ZM53 93V92H52ZM116 93V92H115ZM118 93H120V92H118ZM117 93V94H118ZM160 93V92H159ZM212 93V92H211ZM215 93V92H214ZM20 94V93H19ZM60 94V93H59ZM107 94V93H106ZM112 94V93H111ZM116 94V95H117ZM197 94V93H196ZM239 94V93H238ZM56 95H58L57 93H56ZM115 95V94H114ZM119 95V94H118ZM124 93H123V96H119V97H115V98H113L114 100H116V102L117 103H115V101L113 100V102L115 103V106L113 107V111L115 110V112H116V114H117V112H120L121 113V111H125V114H126V116L125 117H130V115L129 114H131L132 113V110L130 111V109H129V111H127L128 109H126V106H127V103H129V101H131V99L129 98H126V97H124ZM130 95H132V94H130ZM134 95V94H133ZM132 95V96H133ZM181 95V94H180ZM71 96H72V94H71ZM70 96V97H71ZM107 96V95H106ZM112 96V95H111ZM129 96V95H128ZM127 96V97H128ZM198 96V95H197ZM206 96V95H205ZM105 97V96H104ZM108 97V96H107ZM114 97V96H113ZM148 97V96H147ZM200 97V96H199ZM198 97V98H199ZM206 97H209V96H206ZM111 98V97H110ZM109 98V99H110ZM134 98V97H133ZM196 98V97H195ZM212 98V97H211ZM211 98H209V99H211ZM59 99V98H58ZM158 99V98H157ZM185 99V98H184ZM214 99V98H213ZM103 100V99H102ZM177 100V99H176ZM202 100H204L203 98L200 100V102H202ZM219 100V99H218ZM88 101V100H87ZM133 102H135L134 100H132ZM209 101V100H208ZM96 102V101H95ZM110 102V101H109ZM132 102V103H133ZM160 102V101H159ZM162 102H164V101H162ZM185 102V101H184ZM199 102V101H198ZM214 102H216V101H214ZM88 103V102H87ZM114 103H112L113 105H114ZM161 103V102H160ZM178 103V102H177ZM111 104V103H110ZM184 104V103H183ZM197 104V103H196ZM200 104V103H199ZM203 104V103H202ZM211 104H212V102H211ZM216 104V103H215ZM97 105V104H96ZM130 105H132L131 103H130ZM156 105V104H155ZM154 105V106H155ZM159 105V104H158ZM160 105H162V104H160ZM214 105V104H213ZM86 106V105H85ZM89 106V105H88ZM87 106V107H88ZM92 106V105H91ZM145 106V105H144ZM157 106V105H156ZM155 106V107H156ZM175 106V105H174ZM210 106V105H209ZM212 106V105H211ZM129 107V106H128ZM161 107H164V106H161ZM168 107V106H167ZM180 107V106H179ZM99 108V107H98ZM117 110H116V109ZM130 108H131V106H130ZM145 108V107H144ZM158 108V107H157ZM174 108V107H173ZM193 108V107H192ZM118 109H119V111H118ZM132 109V108H131ZM160 109H162V108H160ZM180 111V110H179ZM130 112V113H129ZM80 113V112H79ZM120 113H118V114H120ZM191 112L189 111V114H190ZM117 114V115H118ZM122 114V113H121ZM192 114V113H191ZM132 115V114H131ZM109 116V115H108ZM180 116V115H179ZM123 117H124V115H123ZM124 117V118H125ZM166 117V116H165ZM170 117V116H169ZM119 118V117H118ZM128 118H126V121H128L129 119ZM128 119V120H127ZM167 119V118H166ZM187 119V118H186ZM190 119V118H189ZM192 119V118H191ZM133 120V119H132ZM173 120V119H172ZM169 121H170V119H169ZM187 121V120H186ZM120 122V121H119ZM188 122H190V120L188 121ZM187 122V123H188ZM177 123V122H176ZM175 123V124H176ZM186 123V124H187ZM136 124V123H135ZM143 124V123H142ZM191 124V123H190ZM121 125V124H120ZM174 125V124H173ZM123 126V125H122ZM126 126V125H125ZM171 126V125H170ZM132 127H133V125H132ZM172 127V126H171ZM126 128V127H125ZM129 128V127H128ZM151 128V127H150ZM157 128V127H156ZM130 129V128H129ZM129 129H127L126 128V131H128ZM132 129H134V127L132 128ZM139 129V128H138ZM144 129V128H143ZM143 129H140L141 131L143 130ZM160 129V128H159ZM176 130V129H175ZM130 131V130H129ZM148 131V130H147ZM151 131H153V130H151ZM150 131V132H151ZM172 131H174V129L172 130ZM177 131V130H176ZM144 132H145V130H144ZM154 132V131H153ZM182 132V131H181ZM115 133H116V131H115ZM172 133V132H171ZM177 133H178V131H177ZM143 133H139V134H137V133H132V131H130V132H128V133H125V135H123L124 137H122V138H120V140H121V142H119V143H121L123 146H125V147H122V148H126V151L125 150H122V151H125L126 152V154H123V152H119V150H117L116 149V147H118V146H114V145H118V143H116V142H118V141H116V142H114V143H116V144H114L113 143V141H111L114 145V147H112L111 148V150H107L106 148H104L103 149V147L101 148V149H98V151H99V153H100V155L101 156H103V159H101V161L103 160H106V162H107V160H108V164H109V166H111L110 167V170H105V171H102V172H105V174H106V176H111V177H118V178H116V179H126V180H128V181H133V179H134V177L133 176H135L134 174H133V176H131L132 175V171H131V168L132 167H134V170H136V172H139L138 170L140 169V172L138 173L139 174V179L143 182V183H145V181L146 182H148L149 181V179H148V177H147V174H146V172H145V169H146V166L144 165V163L146 162V165H147V160H145V162H144V159H146V158H149L150 160H154V159H156V162H158L160 159L162 160V157H160L159 159H158V157H159V155H160V153H161V151L160 150H162V149H160V147H159V142H158V136H152L151 135V133H149V134H147V136H143L142 135ZM153 134V133H152ZM174 134V133H173ZM118 135V134H117ZM178 135V134H177ZM161 137V136H160ZM165 139V138H164ZM19 140V139H18ZM160 140V139H159ZM161 140H162V138H161ZM173 141H174V139H173ZM97 143V142H96ZM161 143V142H160ZM163 143V142H162ZM143 146H142V145ZM159 144V145H158ZM164 144V143H163ZM175 144V143H174ZM4 145V144H3ZM85 145V144H84ZM88 145H91V144H88ZM103 145V144H102ZM136 145V147H137V149H139V146H142V147H140V149H141V151H140V149L139 150H137L138 151V153H134L133 152V146H135ZM101 146V145H100ZM179 146V145H178ZM195 146V145H194ZM194 146H193V148H194ZM28 147V146H27ZM174 147V146H173ZM180 147V146H179ZM87 148V147H86ZM90 148H91V146H90ZM142 148H143V150H142ZM196 148V147H195ZM109 149V148H108ZM115 149L118 151V152H116L115 151ZM131 149H132V151H131ZM177 149V148H176ZM198 149V148H197ZM224 149V148H223ZM84 150V149H83ZM10 151V150H9ZM88 151H90L89 150V148H88ZM176 151V150H175ZM195 151V150H194ZM12 152V151H11ZM86 152V151H85ZM124 152V153H125ZM132 152L134 153V155L132 154ZM141 152V153H140ZM197 152L199 153V149L197 150ZM197 152H195V153H197ZM76 153V152H75ZM78 153V152H77ZM184 152H182V154H183ZM198 153H197V156H198ZM91 153H88V157L90 158L91 157V155H90ZM174 154H176V155H178L177 153H174ZM164 155H165V153H164ZM231 155V154H230ZM14 156V155H13ZM160 156H162V155H160ZM175 156V155H174ZM183 156H185V154H183ZM224 156H225V154H224ZM74 157V156H73ZM81 157V156H80ZM83 157H85V156H83ZM127 157V158H126ZM128 157H130L129 159H128ZM180 157H181V154H180ZM207 157V156H206ZM89 158H87L86 159V161L89 159ZM197 158V157H196ZM208 158V157H207ZM225 158V157H224ZM85 159V158H84ZM96 160V159H95ZM99 160V159H98ZM158 160V161H157ZM204 160V159H203ZM82 161V159L80 160V162ZM155 161V160H154ZM162 161H164V160H162ZM186 161V160H185ZM188 161V160H187ZM186 161V162H187ZM234 161H235V159H234ZM98 162V161H97ZM156 162H153V163H156ZM171 162V161H170ZM214 162V161H213ZM39 163V162H38ZM75 163V162H74ZM158 163H160V161L158 162ZM157 163V164H158ZM201 163V162H200ZM199 163V164H200ZM203 163V162H202ZM201 163V164H202ZM208 163V162H207ZM233 163H235V162H233ZM83 164V163H82ZM135 164H138V166H139V168H137V166H134ZM186 164V163H185ZM200 164V165H201ZM205 164V163H204ZM241 164V163H240ZM159 165V164H158ZM157 165V166H158ZM194 165V164H193ZM197 165V164H196ZM210 165H211V163H210ZM73 166V165H72ZM87 166V165H86ZM89 166V165H88ZM92 166V165H91ZM90 166V167H91ZM145 166V167H144ZM149 166V165H148ZM157 166H155L156 167V169H158L157 168ZM172 166V165H171ZM195 166V165H194ZM212 166V165H211ZM240 166V165H239ZM74 167V166H73ZM95 167H98V165H96ZM150 167V166H149ZM154 167V166H153ZM154 167V168H155ZM237 167V166H236ZM30 168V167H29ZM70 168V167H69ZM102 168H104V167H102ZM107 168V167H106ZM136 168V169H135ZM148 168V167H147ZM168 168V167H167ZM167 168L165 169V168H163V170H162V174H161V176H163V177H161L160 175V177L158 176V175H156V174H154V175H156V177H159L160 179H161V183L163 184V180H162V178L164 179V180H166L167 178L165 177L166 175H164V174H167L166 173V170H167ZM193 168V167H192ZM199 168H200V166H199ZM238 168V167H237ZM12 169H14V168H12ZM92 169H97V168H93L92 167ZM150 169V168H149ZM176 169H177V167H176ZM194 169V168H193ZM192 169V170H193ZM15 170V169H14ZM13 170V171H14ZM39 170V169H38ZM61 170H62V168H61ZM85 170V169H84ZM98 170V169H97ZM97 170H93V171H91L92 172V174H93V178L91 179V181L90 182H82V185H83V187H85V186H94L95 187V189L93 190V191H91L90 193H93V194H97V196L98 195H100L101 197H102V202H106L105 204H106V206H105V204H104V206H102L103 204H101V205H99L98 203H100L98 200H96V199H94V200H92L91 202L93 203L92 205H91V202H89V200H87V202H89L88 204H85V203H87V202H84L83 204H84V206L86 205L87 207H88V205L90 204L91 205V207H88L87 209H90V208H92V207H94L95 206V208H93V210H92V212H90L89 213V219H90V217H91V215H93V218L91 217V219L93 220H95V223H94V221H93V223L95 224V225H97L96 227L97 228H99V233H95V235L97 234L98 236H96V237H98V240L96 239V242H94V244H96L97 243V247L96 246H94L93 245V247H94V254H95V256L97 255V253H98V255L100 256V257H102V253H100V250L101 251H104L103 253L106 255V253L105 252H107V250H103V248H104V246H103V244H99V243H102V242H105V241H107V243L110 241V244L112 243L111 241H113L114 243L113 244H111L113 247H115V251H116V256H118V258H120L121 260L123 259H126V258H133V256H134V254L135 253H138V254H136L137 255V257H135L136 258V261L138 262V261H140V262H142L141 264H144V262L146 261V258H148L147 256L145 257V259L143 258V256H145V255H148V256H150L151 254H152V252L151 251H154V250H156L158 247H165V243H164V240H163V242L162 241H160V240H162V239H159V241L156 239V237H155V232H153L154 231V229H155V231L158 229V228H155V226L153 225V227H154V229L152 230L151 229V231L153 232V234L152 233H150L151 231H150V228L151 227H149L148 228V226H149V224L148 223H150V224H155L157 227H159V228H161V229H166V232L165 233H163V231H161V233H163V234H168L169 232H170V227H171V224H172V220H171V218L167 215L168 213L170 214V212L172 211H170V212H168L170 209H168L167 210V214H165V213H163L162 211H161V209L160 208H157V207H155V210L153 211V214H154V217L153 218H151L152 219V222H150V218H148L149 216H147L148 215V211H147V214L146 213H144L143 212V214H146V217L144 216V215H142V216H140L141 217V219L139 218V220L141 221L142 220V217H144V218H147L148 220H146V219H144V220H146L145 222H144V220H143V222L145 223V225L144 226H146L147 227V229L146 228H144L145 229V231H147L148 229H149V233H148V231L145 233V231H144V233L143 234H140L138 231H134V229L133 228H137V225L138 224H142L139 220H137V221H139V222H137L135 225L136 226H131L130 225V223L131 224H133L131 221H130V223H129V221H128V217L126 218V219H124L123 218V215H122V217H121V214L123 213H125V208H124V206H125V204L126 205H128V202L126 203V201H127V197H126V195L128 196V198H129V196H131V194H133V193H131V190H130V194L128 195V194H126L125 195V197H126V201L125 200H123V201H125V203L122 201V208L121 207H119V205H117L118 203V201L116 202V203H114V201H112L113 200V198L111 199V202H112V204L114 205V204H116V206L119 208V210L118 209H116L115 207H113V206H111V204H110V202L107 200L108 199V196H110V195H108L107 194V190L108 189H106V185H107V182H109L108 181V178L106 177H103V176H100L99 175V172L97 171ZM147 170V169H146ZM153 170V169H152ZM198 170L199 169H197L196 170V167H195V170H193L195 173V175H196V173L198 172ZM204 171L202 172V175H208V174H210L209 173V168H208V166L206 165L205 167H204V169H203ZM211 170V169H210ZM234 170V169H233ZM236 170V169H235ZM72 171H73V169H72ZM78 171V170H77ZM98 173H97V172ZM108 171V172H107ZM160 171V170H159ZM168 171V170H167ZM192 171V172H193ZM239 171V170H238ZM101 172V173H102ZM153 172V171H152ZM178 172V171H177ZM183 172V171H182ZM235 172V171H234ZM77 173V172H76ZM82 173V172H81ZM88 173V172H87ZM100 173V174H101ZM179 173V172H178ZM241 173V172H240ZM78 174V173H77ZM85 174V173H84ZM84 174H83V176H84ZM131 174V175H130ZM138 174H136V176L138 175ZM149 174H150V172H149ZM177 174V173H176ZM201 174V173H200ZM236 174H237V170H236ZM239 174V173H238ZM91 175V174H90ZM131 176V178H133V179H131V178H129L128 176ZM168 175V174H167ZM180 175V174H179ZM17 176H19V175H17ZM25 176V175H24ZM39 176V175H38ZM44 176V175H43ZM77 176V175H76ZM78 176H79V174H78ZM126 178H125V177ZM136 176H135V179H134V181L135 182H137L136 181ZM149 176V175H148ZM152 176V175H151ZM171 176V175H170ZM170 176H167L168 178L170 177ZM178 175H172L171 177H177ZM197 176V175H196ZM196 176H193V173H191V174H189L188 175V180L190 181H192L191 183H193V181H195V179L198 177H196ZM154 177V176H153ZM156 177H154L155 179H156ZM166 179H165V178ZM182 177V176H181ZM196 177V178H195ZM205 177V176H204ZM46 178V177H45ZM44 178V179H45ZM81 177H79V179H80ZM159 178H158V180H159ZM178 178H180L179 176H178ZM24 179V178H23ZM42 179H43V177H42ZM47 179V178H46ZM107 180V182H106V180ZM129 179H131V180H129ZM147 179H148V181H147ZM171 179V178H170ZM175 179H177V178H175ZM200 179H202V178H200ZM208 179V178H207ZM76 180V179H75ZM82 180V179H81ZM178 180H181V179H178ZM177 180V181H178ZM185 180H187V179H185ZM46 181V180H45ZM121 181V180H120ZM127 181V182H128ZM156 181V180H155ZM184 181V180H183ZM197 181V180H196ZM22 182V181H21ZM77 182H79L78 180H77ZM139 182V181H138ZM157 182V181H156ZM159 182V183H160ZM173 182V181H172ZM175 182H176V180H175ZM198 182H201V181H199L198 180ZM24 183H25V181H24ZM111 181H110V184L108 183V185H111ZM149 183V182H148ZM190 183V182H189ZM190 183V184H191ZM195 183H197V182H195ZM195 183H193V184H195ZM76 185V184H75ZM78 185V184H77ZM79 185H80V183H79ZM122 185V184H121ZM180 185V184H179ZM185 185V184H184ZM183 185V186H184ZM202 185H203V183H202ZM24 186V185H23ZM70 186V185H69ZM111 186H113V185H111ZM141 186V185H140ZM166 186V185H165ZM165 186H164V188H163V193L164 194H162V195H166V193H167V195L166 196H168V197H171L170 195H171V193H169L170 192V190H169V192L168 191H166V192H164V189H165ZM178 186V185H177ZM200 186H201V184H200ZM157 187V186H156ZM167 187H169V186H167ZM87 188V187H86ZM107 188H108V186H107ZM110 188V187H109ZM159 188H160V186H159ZM172 189H173V186L171 187ZM175 188V187H174ZM192 188H193V185H192ZM197 188V187H196ZM195 188V189H196ZM80 189V188H79ZM83 189V188H82ZM82 189H81V192H82ZM131 189V188H130ZM139 189L140 188H135V190L134 191H139ZM179 189H182V188H179ZM179 189H176V191L177 190H179ZM185 189V188H184ZM39 190V189H38ZM37 190V191H38ZM69 190V189H68ZM110 190V189H109ZM108 190V192H110ZM111 190H113V193H114V189H113V187H112V189ZM116 190H118V189H116ZM115 190V191H116ZM122 190H124L123 188H122ZM126 190V189H125ZM151 191H153L152 189H150ZM155 190V189H154ZM162 190V189H161ZM161 190H158L159 192L161 191ZM198 190V189H197ZM71 191V190H70ZM72 191H74V190H72ZM127 191V190H126ZM144 191V190H143ZM146 191V190H145ZM144 191V192H145ZM181 192H182V190H180ZM185 191V190H184ZM184 191H183V199H185V194H184ZM189 191V190H188ZM187 191V192H188ZM192 191V190H191ZM190 191V192H191ZM79 192H80V190H79ZM172 192H174V191H172ZM177 192H179V191H177ZM176 192V193H177ZM186 191H185V193H187ZM73 193V192H72ZM112 193V192H111ZM116 193V192H115ZM122 193V192H121ZM127 193V192H126ZM162 192H160V194H161ZM175 193V194H176ZM189 193V192H188ZM77 194V193H76ZM137 194V193H136ZM136 194L134 193L133 195H134V200H136V202L137 203H139V201L141 200L142 202L143 201H145L144 200V197H143V199H140V198H137V196H139L138 194H139V192H138V194H137V196H136ZM141 194H143L142 192H141ZM170 194V195H169ZM173 194V193H172ZM178 194V193H177ZM34 195V194H33ZM84 195H86V196H89L88 194H84ZM83 195V197H85ZM132 195V196H133ZM144 195V194H143ZM148 195H150V194H148ZM181 195V194H180ZM189 195V194H188ZM191 195V194H190ZM195 195V194H194ZM73 196V195H72ZM114 196V195H113ZM117 196H119V194L117 195ZM122 196V195H121ZM136 196V197H135ZM145 196V195H144ZM147 196V195H146ZM173 196V195H172ZM76 197V196H75ZM82 196L80 197V195H79V198L82 200V199H84ZM89 197H91V196H89ZM110 197H112V195L110 196ZM140 197V196H139ZM149 197V196H148ZM158 197V196H157ZM181 197V196H180ZM180 197H179V199H180ZM190 197V196H189ZM193 197V196H192ZM197 197H198V195H196V197L194 198V199H197ZM203 197V196H202ZM36 198V197H35ZM92 198V197H91ZM115 198H116V196H115ZM118 199H119V197H117ZM136 198V199H135ZM147 198V197H146ZM145 198V199H146ZM150 198V197H149ZM155 198V197H154ZM30 199V198H29ZM89 199V198H88ZM133 199V198H132ZM131 199V200H132ZM152 199H153V197H152ZM151 199V200H152ZM190 199H191V197H190ZM203 199V198H202ZM134 200H133V202H134ZM139 200V201H138ZM146 200H148V199H146ZM150 200V199H149ZM155 200H157V198L155 199ZM193 200V199H192ZM192 200H190V201H192ZM201 200V199H200ZM200 200H199V202H198V200L196 201L198 204H196V205H198V206H200L199 204H200ZM32 201V200H31ZM83 201V200H82ZM108 201V202H107ZM160 202L161 201H164V199L163 200H159ZM167 201V200H166ZM173 201V200H172ZM189 201V203H191L190 205L191 206H193L192 205V203H194V202H190ZM202 201V200H201ZM129 202H131V201H129ZM136 202H134V203H132V204H135L134 206H136ZM148 202V201H147ZM151 202V201H150ZM155 202H157V201H155ZM155 202L153 203V204H155ZM181 201H179V202H176V204L178 203V204H180V205H183V207L187 204V201L185 202V200H184V204L182 203H180ZM195 202V203H196ZM141 203V202H140ZM139 203V204H140ZM144 203V202H143ZM146 203V202H145ZM144 203V204H145ZM167 203V202H166ZM189 203L186 205V208H188L189 207ZM39 204V203H38ZM82 204V203H81ZM81 204H79L81 207H82V205ZM95 204V205H94ZM121 204H120V206H121ZM124 204V205H123ZM131 204V203H130ZM144 204H143V206H144ZM158 204V203H157ZM18 205V204H17ZM43 205V204H42ZM89 205V206H90ZM146 205H148V208H149V204H145V207H146ZM201 205H203L202 204V202H201ZM29 206V205H28ZM34 206V205H33ZM130 206V205H129ZM137 206H138V204H137ZM189 207L188 208V210L187 211H190V214L192 213L191 212V208H193V207ZM77 207H79V206H77ZM140 207V206H139ZM138 207V208H139ZM163 207V206H162ZM86 208V207H85ZM119 212V213H121L120 214V216H119V213H116V210ZM124 208V209H123ZM148 208H145V209H147L148 210ZM165 209H166V207H164ZM163 208V209H164ZM71 209V208H70ZM80 209V208H79ZM84 209V208H83ZM82 209V211H85L86 212V210H83ZM121 209V210H120ZM123 209V210H122ZM141 209V208H140ZM144 209V210H145ZM81 210V209H80ZM128 210H130V209H128ZM142 211H143V208L141 209ZM149 210H151V209H149ZM203 211L205 210V208L203 207V209H202ZM91 211V210H90ZM124 211V212H123ZM207 211V210H206ZM138 212H139V209H138ZM149 212H151V211H149ZM84 213V212H83ZM129 213H131V212H129ZM135 213V212H134ZM140 213H142V212H140ZM177 213V212H176ZM183 213H185V212H183ZM206 213V212H205ZM209 212H207L206 214H208ZM87 214H88V211H87ZM136 214H139V213H135V215ZM211 214V213H210ZM128 215H130V214H128ZM182 215V214H181ZM184 215V214H183ZM192 215V214H191ZM82 216V215H81ZM125 216H127V215H125ZM185 216V215H184ZM207 216H209V214L207 215ZM206 216V217H207ZM151 217V216H150ZM209 217H211V216H209ZM82 218V217H81ZM129 218H131L130 216H129ZM134 217H132V220H134L133 219ZM70 219H72V218H70ZM82 219H84V218H82ZM178 219V218H177ZM176 219V220H177ZM211 219V222L213 221V216L210 218ZM87 220V219H86ZM125 220H126V222H125ZM131 220V219H130ZM176 220H175V222H176ZM187 220V219H186ZM200 220V219H199ZM89 221V225H91L92 227H94V225H92V224H90V220H88ZM88 221H86V223L88 222ZM128 221V222H127ZM135 221V220H134ZM148 221V222H147ZM206 221H208V220H206ZM85 222V221H84ZM136 222V221H135ZM146 222H147V224H148V226L146 225ZM177 223H178V220H177ZM79 225H81V223L79 224ZM85 225V224H84ZM130 225V226H129ZM139 226V225H138ZM141 226V225H140ZM139 226V228H142V227H140ZM74 227H75V224H74ZM82 227V226H81ZM128 227H130V228H132V229H129V230H126ZM95 228V227H94ZM138 229V228H137ZM182 229V228H181ZM70 230V229H69ZM97 230V229H96ZM129 231V233L127 234V239H124V234H125V232L126 231ZM133 230V231H132ZM139 230V229H138ZM94 231V230H93ZM98 231V230H97ZM141 231V230H140ZM165 231V230H164ZM174 231V228H173V230H172V232ZM182 231H183V229H182ZM185 231H187V230H185ZM71 232H72V229H71ZM157 232H158V230H157ZM181 232V231H180ZM161 233H158L157 235H159L160 234V236L161 235H163V234H161ZM178 233H179V231H178ZM177 233V234H178ZM163 235V237L165 238V237H167V236H169V234H171L170 235V237H171V239H173L172 241H175V240H177V241H175L174 243L176 244V242H181V241H178V240H183V242H181L182 244H185L186 243V239L183 237L184 235H186V234H184V235H182L183 234V232H182V236L180 235V238L178 237V235H172V234H174V233H169L168 235ZM64 235H66V234H64ZM217 235V234H216ZM245 235V234H244ZM89 236V235H88ZM174 236V238H172ZM95 237V236H94ZM162 237V236H161ZM176 237V238H175ZM86 238H87V236H86ZM157 238H159L158 236H157ZM181 238H183V239H181ZM64 239V238H63ZM88 239H90V238H88ZM167 239V238H166ZM175 239V240H174ZM248 239V238H247ZM167 240H170V238L169 239H167ZM228 240V239H227ZM243 239H241L240 241V243H242L241 245H242V247H247L246 248V251H248L250 248H248L249 246L248 245H246V246H243V241H242ZM9 241V240H8ZM12 241V240H11ZM74 241V240H73ZM79 241H81V240H79ZM98 241V242H97ZM217 241V240H216ZM216 241H213L212 243H214V242H216ZM249 241V240H248ZM251 241V240H250ZM13 242V241H12ZM77 242V241H76ZM168 242V241H167ZM190 241H188V243H189ZM211 242V241H210ZM229 242V241H228ZM106 243V244H107ZM170 243V242H169ZM173 243V242H172ZM172 243H170V244H172ZM177 243V245H179L178 246V249H180L181 247H180V244H178ZM216 243H218V242H216ZM251 243H252V241H251ZM79 244V243H78ZM81 244V243H80ZM88 244V243H87ZM98 244H99V247H98ZM166 244H168V243H166ZM170 244H168V245H170ZM174 244V245H175ZM219 244H222V242L221 243H219ZM246 244H248V243H246ZM66 245V244H65ZM75 245V244H74ZM85 244H83V246H84ZM111 245L109 246V245H107V247L109 248V247H111ZM173 245V244H172ZM174 245L173 246H171L172 248L174 247ZM189 245V244H188ZM192 245H195V244H192ZM202 245V244H201ZM223 245V244H222ZM217 246V247H222V248H220V249H224L223 248V246ZM224 245H225V243H224ZM228 245V244H227ZM88 246H90L89 248H91V245H89L88 244ZM183 246H185V248L187 247V243L185 244V245H183ZM203 246H204V244H203ZM251 246V245H250ZM254 246V245H253ZM71 247V246H70ZM101 247H103V248H101ZM106 247V246H105ZM150 247H153L154 249L153 250H151L150 249ZM157 247V248H156ZM168 247V246H167ZM180 247V248H179ZM196 247H197V245H196ZM199 247V246H198ZM207 247V246H206ZM216 247V248H217ZM227 247V246H226ZM238 247V246H237ZM21 248V247H20ZM64 248H67V246L66 247H64ZM100 248V249H99ZM147 248H149V249H147ZM169 248V247H168ZM176 248L177 247H174L173 249H175V251L174 250H172V252L174 251V252H176ZM183 248V247H182ZM191 248V247H190ZM190 248H187V249H190ZM192 248H194V246L192 247ZM209 248V247H208ZM236 248V247H235ZM15 249H16V247H15ZM68 249V248H67ZM104 249H106V248H104ZM178 249H177V252H178ZM197 249V248H196ZM206 249V248H205ZM232 249H234V248H232ZM92 250V249H91ZM90 250V251H91ZM110 250H112V248L110 249L109 248V251ZM151 252H149V251ZM161 250H162V248H161ZM160 249H157L156 251H160V252H162V253H164L165 254V252L164 251H161ZM163 250H164V248H163ZM181 250V249H180ZM179 250V251H180ZM186 250V249H185ZM184 250V248H183V251H180L181 253V255H183L182 254V252L183 253H186L184 256H186V257H188V255H189V252H188V254H187V252ZM204 250V249H203ZM217 250H218V248H217ZM235 250V249H234ZM253 252V255H252V253H250L251 251ZM247 253L249 254H251L252 256H253V258L255 257H257L256 259L254 258V260L255 261H253L251 264H256V262L258 261L257 259H259L260 258V256L262 255H260V252H259V254L257 253V252H255V254H254V249L252 250V249H250ZM114 251V248H113V250H112V252ZM156 251H154L153 253H155L156 254ZM168 251L170 252V249H168ZM196 251V250H195ZM224 251V250H223ZM222 251V254L223 253H225V252H223ZM225 251H226V249H225ZM260 251V250H259ZM75 252V251H74ZM84 252V251H83ZM147 252H149L148 254H147ZM159 252V253H160ZM171 252V253H172ZM173 252V253H174ZM204 252V251H203ZM240 251H238V253H239ZM82 253V252H81ZM87 253V252H86ZM111 253V252H110ZM158 252H157V254H159ZM162 253H161V255H162ZM171 253H170V255H168V257L170 258V261H174V258H172V257H175V262H178L177 261V255L174 253V255H172L171 256ZM192 251H191V254H190V259L192 260V258H191V255H192ZM195 253V252H194ZM207 253V252H206ZM227 253V252H226ZM225 253V255H227ZM33 254V253H32ZM92 254V253H91ZM114 254V253H113ZM155 254H152V255H154V256H150L149 257V259H147V261H146V263L147 264H157L158 262H159V260L156 258V255ZM179 254V255H180ZM250 254H249V256H250ZM88 255V254H87ZM86 254H85V256H87ZM111 255V254H110ZM219 255V254H218ZM218 255H217V257H218ZM237 255V254H236ZM242 255H243V253H242ZM255 255H257V256H255ZM259 255V256H258ZM83 256H84V254H83ZM104 256V255H103ZM194 256V255H193ZM228 256V255H227ZM244 256V255H243ZM245 256L246 257H248V255H246L245 254ZM74 257V256H73ZM88 257V256H87ZM86 257V258H87ZM106 257L107 256H105V258H104V260H107L108 259V257H107V259H106ZM195 257V256H194ZM193 257V258H194ZM200 257H202V256H200ZM215 257H216V255H215ZM216 257V258H217ZM230 257V256H229ZM237 257V256H236ZM251 257V256H250ZM259 257V258H258ZM262 257V256H261ZM116 258V257H115ZM135 258H134V260H135ZM138 258H143V260L141 259H139L138 260ZM155 258V259H154ZM184 258V257H183ZM189 258V257H188ZM188 258H184L187 262H188ZM204 258V257H203ZM202 258V259H203ZM212 257H210V259H211ZM232 258V257H231ZM235 258V257H234ZM238 259H240L241 258V256L240 257H237ZM249 258V257H248ZM84 259H85V257H84ZM88 259V258H87ZM91 259V258H90ZM171 259H173V260H171ZM195 259V258H194ZM213 259H215V258H213ZM218 259H220L219 257H218ZM218 259H216L215 261H219ZM244 259H246L245 257H244ZM250 259H252V258H250ZM250 259H247L248 261L250 260ZM264 259V258H263ZM104 260L102 259V263L104 262ZM133 260V259H132ZM131 260V261H132ZM156 262H155V261ZM162 260H164V259H162ZM168 260V259H167ZM220 260H222V259H220ZM226 260V259H225ZM230 260V259H229ZM257 260V261H256ZM78 261V260H77ZM76 261V262H77ZM80 261V260H79ZM87 261V260H86ZM85 261V262H86ZM89 261V260H88ZM112 261V260H111ZM149 261V262H148ZM150 261H152V263L150 262ZM154 261V262H153ZM169 261V260H168ZM201 261V260H200ZM199 261V262H200ZM213 261V260H212ZM222 261H224V260H222ZM238 261V260H237ZM261 262H263L262 260H260ZM55 262V261H54ZM89 262H91V264H94L93 262H92V260H90ZM89 262H87L88 264H89ZM133 262V261H132ZM137 262H133V264H136ZM161 262H165V261H161ZM183 263H187V262H184V261H182ZM199 262H198V260H197V263L199 264ZM203 262V261H202ZM201 262V263H202ZM230 262H233V261H231L230 260ZM255 262V263H254ZM51 263V262H50ZM105 263V262H104ZM113 263V262H112ZM173 264H174V262H172ZM194 263H196V262H194ZM222 263V262H221ZM239 263L240 264H242V262H240L239 261ZM238 262H237V264H239ZM264 263V262H263ZM81 264V263H80ZM97 264H98V262H97ZM122 264V263H121ZM126 264V263H125ZM131 264V263H130ZM138 264V263H137ZM178 264V263H177ZM179 264H180V262H179ZM188 264V263H187ZM207 264V263H206ZM215 264V263H214ZM233 264V263H232ZM235 264H236V262H235Z\"/></svg>",
  "mask_w": 264,
  "mask_h": 264
}]
</instances>
